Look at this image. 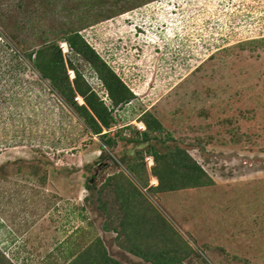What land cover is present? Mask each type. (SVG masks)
<instances>
[{
  "label": "rangeland",
  "instance_id": "rangeland-1",
  "mask_svg": "<svg viewBox=\"0 0 264 264\" xmlns=\"http://www.w3.org/2000/svg\"><path fill=\"white\" fill-rule=\"evenodd\" d=\"M1 47L0 264H264V0H0Z\"/></svg>",
  "mask_w": 264,
  "mask_h": 264
},
{
  "label": "trees",
  "instance_id": "trees-1",
  "mask_svg": "<svg viewBox=\"0 0 264 264\" xmlns=\"http://www.w3.org/2000/svg\"><path fill=\"white\" fill-rule=\"evenodd\" d=\"M68 42L71 45V47L76 46L75 42L72 41L70 38L68 39ZM78 45H79L78 50L81 52H84L85 48L87 50L91 51L90 48L83 41L79 42ZM5 47H7V46H5ZM2 48L3 47H1L0 50H2ZM0 52L2 53V51H0ZM4 58L5 57H1V60H0V73L2 76H3V74L5 75V73L3 72L5 67H10V66H4L5 65V62H4L5 59ZM34 68H36V70L38 69L37 63L35 64ZM105 68H106V66H105ZM10 70H14V69H11V67H10ZM107 71H110V70H108V68H107ZM43 74L46 75L45 73H43ZM44 75H43V77H45ZM47 78L53 79L52 76H49ZM118 84H120V82L118 80H116L112 75V78H111L109 84H107V87L109 89V92H110L112 99L114 100V104L117 105L119 103H128L130 101V99H129V97L124 96L125 95L124 92L119 93L120 96H118V97L115 94V90L113 89V87H115L117 89V87L119 86ZM120 85L123 89H126L124 86H122V84H120ZM78 92L81 93L80 88H78ZM0 100H3V101L9 100L11 102V101H15L16 98H15V96H12L8 99L7 97L3 96V98H0ZM85 101H86V105L88 106L89 109H91L92 113H90L87 110V107H85V106H80V108L82 109V111L84 112V115L88 119V121H89L88 123L90 124V127L93 130V133L96 135L100 134L101 128L108 129L110 127V124L112 122H114V118L111 116V110H108L103 105L102 102H100L99 107L96 108V106L93 105V103L90 102L89 100L86 99ZM142 135L144 138H147V133H143Z\"/></svg>",
  "mask_w": 264,
  "mask_h": 264
}]
</instances>
